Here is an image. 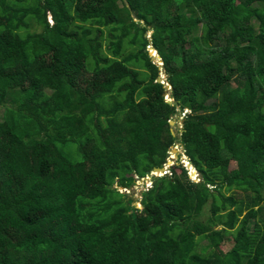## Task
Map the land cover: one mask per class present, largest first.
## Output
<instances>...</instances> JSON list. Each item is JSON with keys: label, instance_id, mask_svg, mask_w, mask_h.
I'll use <instances>...</instances> for the list:
<instances>
[{"label": "trees", "instance_id": "16d2710c", "mask_svg": "<svg viewBox=\"0 0 264 264\" xmlns=\"http://www.w3.org/2000/svg\"><path fill=\"white\" fill-rule=\"evenodd\" d=\"M0 107V264H264V0H0Z\"/></svg>", "mask_w": 264, "mask_h": 264}, {"label": "rangeland", "instance_id": "374dc122", "mask_svg": "<svg viewBox=\"0 0 264 264\" xmlns=\"http://www.w3.org/2000/svg\"><path fill=\"white\" fill-rule=\"evenodd\" d=\"M150 34H151V30L146 32V36L148 38H150ZM146 48L148 49L149 45H147ZM147 52L149 54V51H147ZM156 54H157V58H155V59H153L149 54L150 60L152 62L156 63L160 68V76L162 77V80L160 82H162L164 84V87L166 88V93H167L164 95L165 99L166 100L170 99L172 101V98L170 97L169 88L166 85L167 83H165V80L163 79L165 75L162 71L161 62L159 60V57H158L159 55H158L157 51H156ZM1 115H2V107H0V118H1ZM182 116H183V112H180V113L178 112L170 118V121H171L170 125H171V128L173 130V133H179L180 132V127L182 124L181 123L182 122ZM177 159H179V161H181L182 163L184 162V164H186V166H187V164H190L189 158L185 155L182 145L179 144L178 142L173 144L170 147V149L168 151L166 163L163 164V167H164L163 171H160V170L157 171V170L152 169L153 172L150 171L146 175H144L143 177L136 179L135 183L132 184L129 188H125V187L119 188L120 191H124V192L128 193V195L134 199L133 204L136 207H141V203H140L141 192L143 190H147L148 188H150L152 186V176H161V175H164L165 173H168V170H170L169 165L173 162H176ZM234 165H235L234 162L230 163L231 167H233ZM195 180H198V178L196 177ZM263 197H264V190H263Z\"/></svg>", "mask_w": 264, "mask_h": 264}, {"label": "built area", "instance_id": "2783aa9c", "mask_svg": "<svg viewBox=\"0 0 264 264\" xmlns=\"http://www.w3.org/2000/svg\"><path fill=\"white\" fill-rule=\"evenodd\" d=\"M174 163V162H173ZM172 164V163H171ZM170 164V165H171ZM183 164H184V162H183ZM169 165V166H170ZM184 166L187 168V170H188V174H189V176L193 179V180H195V178L197 177L198 178V173H197V171H196V169L191 165V164H187V166H186V164H184ZM152 171V170H151ZM153 172V171H152ZM165 174H170V170H168V173H165Z\"/></svg>", "mask_w": 264, "mask_h": 264}, {"label": "water", "instance_id": "95a60500", "mask_svg": "<svg viewBox=\"0 0 264 264\" xmlns=\"http://www.w3.org/2000/svg\"><path fill=\"white\" fill-rule=\"evenodd\" d=\"M159 57V60H160V62H161V59H160V56H158ZM161 64H162V62H161ZM164 80H165V76H164V78H163ZM162 80V77L160 76V73L158 74V76L156 77V81H158V82H160ZM167 85V87L170 89V85L167 83L166 84ZM166 89V88H165ZM165 94H167L166 93V90L163 92V95H165ZM169 96V95H168ZM168 102H171V100L170 99H168L167 100ZM169 123L171 124V121L169 120ZM153 170H160V171H163L164 170V167L163 166H159V167H154L153 168ZM147 174V173H146Z\"/></svg>", "mask_w": 264, "mask_h": 264}, {"label": "clouds", "instance_id": "9594fccd", "mask_svg": "<svg viewBox=\"0 0 264 264\" xmlns=\"http://www.w3.org/2000/svg\"><path fill=\"white\" fill-rule=\"evenodd\" d=\"M149 46H152L151 44H149ZM153 47V46H152ZM154 48V47H153ZM155 49V48H154ZM147 51H149L148 49H147ZM166 83V82H165Z\"/></svg>", "mask_w": 264, "mask_h": 264}]
</instances>
